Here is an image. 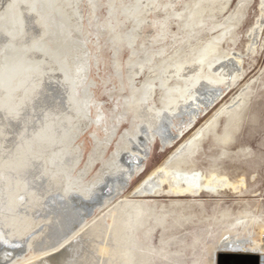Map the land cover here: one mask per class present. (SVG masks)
<instances>
[{"label":"water","instance_id":"water-1","mask_svg":"<svg viewBox=\"0 0 264 264\" xmlns=\"http://www.w3.org/2000/svg\"><path fill=\"white\" fill-rule=\"evenodd\" d=\"M239 1L0 0V241L118 173Z\"/></svg>","mask_w":264,"mask_h":264},{"label":"rangeland","instance_id":"rangeland-1","mask_svg":"<svg viewBox=\"0 0 264 264\" xmlns=\"http://www.w3.org/2000/svg\"><path fill=\"white\" fill-rule=\"evenodd\" d=\"M263 11L261 0H240L199 57L201 59L206 54L213 55L210 51L216 46V50L222 54L220 62L231 58L227 62L231 66L233 64L236 66L232 68L239 71V76L224 97L216 101L206 113L197 116L195 124L184 130L171 146L165 143L168 141V136L161 137L158 133L155 134L150 126L145 133L148 141L143 138L141 168L138 172L131 170L130 177L117 197L114 196V199L100 211L91 209L85 214L83 221L81 220L82 224L79 225V222L67 224V228L69 227L67 230L70 232L66 231L64 236L61 235L50 247H43L44 250L41 248L38 252H34L31 245L34 241H38L43 231H46V226L33 222L15 232L12 234L13 237L22 236L24 242L18 246L13 244V250L8 253L12 254L4 258V261H0V264L7 262L31 264L40 257L53 255L69 244L73 235L81 234L85 229L92 228L102 217L107 214L109 216L111 209L120 202L138 203L151 209L147 219L146 215H143L146 222L135 234V239L141 246L138 264H211L212 250L216 242L232 234L251 237L253 241L262 243L264 237ZM230 26L231 32L221 44H217L219 36ZM234 54L241 60L240 68L236 65ZM216 61L217 58L212 57L202 63L204 78H208L212 69L218 65L219 61ZM233 102V108L226 111L225 108L231 106ZM160 114L168 116L164 108ZM158 118L157 116L155 121L159 122ZM213 119L215 126L210 125ZM172 123L165 129H168L167 134L174 133L175 137L174 130L177 124L174 121ZM197 129L201 130V135L194 138ZM191 141H194V146L182 158V162L169 163L171 156L181 146L190 144ZM161 167L177 169L179 172L191 175L197 173L205 179H210L211 176L224 177L238 186V189L235 192L232 190L220 192L218 195L200 193L197 197H173L167 194L168 185L165 183L160 190H154L156 192L154 194L135 197L136 195L132 193ZM78 198H82V195ZM105 220L109 222V218ZM66 240L68 241L65 242ZM1 244L5 245V243ZM90 256L96 260L95 264L99 263L97 253L93 251L88 255Z\"/></svg>","mask_w":264,"mask_h":264},{"label":"bare ground","instance_id":"bare-ground-1","mask_svg":"<svg viewBox=\"0 0 264 264\" xmlns=\"http://www.w3.org/2000/svg\"><path fill=\"white\" fill-rule=\"evenodd\" d=\"M261 1L264 7V0ZM262 16L264 17V13ZM231 28L230 26L219 36L217 44H221L225 37L231 32ZM257 28L259 29V27ZM210 52L213 53V55L206 54L194 64L165 105L164 109L166 113H168V116L165 117L159 114L158 120L160 121H155L151 125L155 134L158 133L161 137L163 135L168 136V141H165L168 146L174 144L175 140L177 141V138L184 130H187L195 124L197 116H200L203 112L206 113L216 101L224 97L225 93L228 92L238 80L239 71L232 68L235 66L234 64L231 66V64L227 62L230 61L231 58L227 59L225 62H220V56L222 54L216 50V46H214V49ZM212 57L217 58L219 63L212 69L208 78H204V76H202V70H204L202 63ZM235 60L237 63L236 65L239 67L241 65V60L236 57V55ZM233 104L234 102L232 105L230 104L231 106L226 105V111H230V109L233 108ZM172 121L177 124L176 130H174L176 133L175 137L174 133H172V135L167 134L168 129H165L171 125ZM214 124L215 119H213L210 125L215 126ZM200 131L201 130H199L196 135L194 134V138L200 137ZM143 138L146 142L148 141L145 135ZM143 138L114 177L82 194V198L79 199L77 197L34 222L40 223L47 228L46 231H43L42 235H40L38 241H34L31 245L34 252H38L39 249H43V247L46 246L50 247L55 241L59 240L60 236L68 231L67 229L69 227L67 228V224L71 225V223L77 222H79V225L82 224L83 222H81V220L83 221L85 214L91 211V209L100 211L114 199L113 197L118 194L130 177L131 170L138 172L141 168L140 163L143 158L142 150L144 149L142 145ZM191 143L192 145H190ZM190 144L188 143L181 146L171 156L169 163L174 162L177 164L182 162V158L188 154L194 146V141H191ZM208 179L203 178L197 173L191 175L179 172L177 169L161 167L132 194L136 195L135 197L151 195L156 193L154 190H160L165 183L168 185L167 194H171L173 197H197L200 193L218 195L220 192L230 190L235 192L238 189V186L230 183L224 177L218 178L217 176H211V178ZM80 200L84 202L81 203ZM150 212L151 209L142 204L120 202L111 209L109 216L107 214V216L102 217L92 228L85 229L81 234L76 236L72 234L73 237L70 239V243L65 246L63 245L64 247L62 246V249L55 250L56 252H54L53 255L40 257L36 259L34 263L31 262V264H95L94 262L96 260L94 257H88L93 251L99 256L98 264H138L141 246L135 239V234H137V231H139L145 224L144 222H146V220L144 221L143 215H146L145 217L147 219L150 216ZM106 218H109V222H106ZM67 241L68 240L65 242ZM23 242L22 236L15 238L13 235L1 240L0 261L12 254L8 253L13 250V244L18 246L19 244L22 245ZM1 243H5V245ZM1 247H3V249ZM220 253L254 254L264 259V237L262 243H259L253 241L251 237H240L235 234L225 236L216 242L212 250L210 259L211 264H216V258Z\"/></svg>","mask_w":264,"mask_h":264},{"label":"built area","instance_id":"built-area-1","mask_svg":"<svg viewBox=\"0 0 264 264\" xmlns=\"http://www.w3.org/2000/svg\"><path fill=\"white\" fill-rule=\"evenodd\" d=\"M264 259L260 257V264H263Z\"/></svg>","mask_w":264,"mask_h":264}]
</instances>
